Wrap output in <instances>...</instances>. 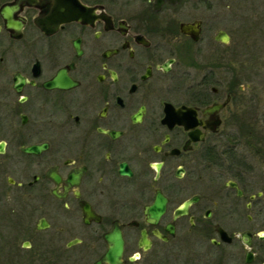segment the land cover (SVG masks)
<instances>
[{
    "label": "flooded vegetation",
    "instance_id": "flooded-vegetation-1",
    "mask_svg": "<svg viewBox=\"0 0 264 264\" xmlns=\"http://www.w3.org/2000/svg\"><path fill=\"white\" fill-rule=\"evenodd\" d=\"M238 2L0 0V264H110L108 236L264 264V0Z\"/></svg>",
    "mask_w": 264,
    "mask_h": 264
},
{
    "label": "rangeland",
    "instance_id": "rangeland-1",
    "mask_svg": "<svg viewBox=\"0 0 264 264\" xmlns=\"http://www.w3.org/2000/svg\"><path fill=\"white\" fill-rule=\"evenodd\" d=\"M214 1V8H216L217 6L218 7H222V5H227V7H230V9L231 8H239L240 6H239V2H238V0H213ZM223 2V3H222ZM249 5H251V3L249 4ZM253 5V4H252ZM217 9V11L219 12V9L220 8H216ZM221 12V11H220ZM236 23V22H235ZM238 23H236V24H233V26H230V25H228V24H223V25H225V26H223V27H225L228 31H229V33L231 32L232 34H230V35H232V37H231V42H230V45L229 46H233L234 44H238V41L237 40H239V41H241V39H242V36H240V34H241V31H240V28H239V25H237ZM231 30V31H230ZM255 38V37H254ZM254 41V40H253ZM261 44H263V48H262V50L264 49V42L263 43H261ZM262 56H261V60H262V62L264 61V53L263 54H261ZM261 62V63H262ZM264 70V67L262 66L261 67V71L262 72H264L263 71ZM261 77L262 78H264V75L262 76L261 75ZM227 155H225V156H223L222 157V160L225 158H227L226 157ZM222 168V163H220V160H217V161H215L214 162V165H213V168H212V170H210V175H211V177H212V180H213V182L216 184H221L223 181H224V179H225V175H223V174H221V173H218V170H220ZM222 171V170H221ZM207 180H209V179H207Z\"/></svg>",
    "mask_w": 264,
    "mask_h": 264
},
{
    "label": "water",
    "instance_id": "water-1",
    "mask_svg": "<svg viewBox=\"0 0 264 264\" xmlns=\"http://www.w3.org/2000/svg\"><path fill=\"white\" fill-rule=\"evenodd\" d=\"M108 244H109V250L107 251V254H105L102 258V260H105L109 262L110 264L112 263H119L120 258V251H121V238L119 236L112 237L108 236L106 238Z\"/></svg>",
    "mask_w": 264,
    "mask_h": 264
},
{
    "label": "clouds",
    "instance_id": "clouds-1",
    "mask_svg": "<svg viewBox=\"0 0 264 264\" xmlns=\"http://www.w3.org/2000/svg\"><path fill=\"white\" fill-rule=\"evenodd\" d=\"M140 257L139 256H137V259H139Z\"/></svg>",
    "mask_w": 264,
    "mask_h": 264
}]
</instances>
